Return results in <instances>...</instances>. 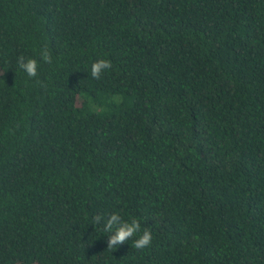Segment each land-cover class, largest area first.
<instances>
[{
    "label": "trees",
    "instance_id": "16d2710c",
    "mask_svg": "<svg viewBox=\"0 0 264 264\" xmlns=\"http://www.w3.org/2000/svg\"><path fill=\"white\" fill-rule=\"evenodd\" d=\"M0 264H264V0H0Z\"/></svg>",
    "mask_w": 264,
    "mask_h": 264
},
{
    "label": "clouds",
    "instance_id": "9594fccd",
    "mask_svg": "<svg viewBox=\"0 0 264 264\" xmlns=\"http://www.w3.org/2000/svg\"><path fill=\"white\" fill-rule=\"evenodd\" d=\"M41 60L45 63H52V56L48 49L42 48L39 52ZM17 63L19 69L22 70L29 78H35L38 75V61L35 58L25 59L24 56L17 58ZM112 67L111 61L106 59H99L92 63L91 65V77L94 79H100L101 75L108 69ZM104 221L102 224L103 233L110 234L108 235L107 249L115 250L120 245L124 244L126 241L133 240L134 237H137L133 240V246L137 250H142L150 246L152 242V233L149 229L145 228L141 233V224L140 222L132 218L130 220H124L119 213L113 212L110 214L107 219H104L102 216L93 217L92 225H100L101 221ZM139 234V235H138Z\"/></svg>",
    "mask_w": 264,
    "mask_h": 264
}]
</instances>
